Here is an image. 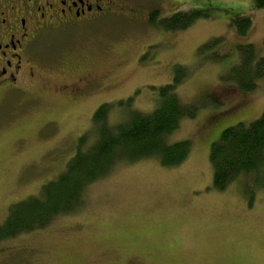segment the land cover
<instances>
[{"label": "rangeland", "instance_id": "1", "mask_svg": "<svg viewBox=\"0 0 264 264\" xmlns=\"http://www.w3.org/2000/svg\"><path fill=\"white\" fill-rule=\"evenodd\" d=\"M115 3L92 25L44 45L43 52L73 55L90 77L96 75L102 83L95 90L90 86L73 98L68 92L43 94L34 108L19 95L0 105V224L12 204L39 194L65 169L79 137L92 136L99 105L131 97L134 109L151 111L157 89L171 83L177 65L186 76L176 94L196 112L167 140H189L191 152L176 166L156 158L117 164L85 187L77 210L3 241L0 264H264V189L253 190L239 178L216 191L208 161L209 146L223 129L247 125L263 111L264 79L242 92L225 78L238 61L239 44L250 43L257 57L264 55V9L251 0ZM178 11L199 15L181 30L165 31L149 21L151 14L163 18ZM236 13L250 19L243 37L229 20ZM215 38L221 40L216 51H199ZM49 79L52 88L72 81ZM121 115L112 109L109 120L117 123Z\"/></svg>", "mask_w": 264, "mask_h": 264}, {"label": "trees", "instance_id": "2", "mask_svg": "<svg viewBox=\"0 0 264 264\" xmlns=\"http://www.w3.org/2000/svg\"><path fill=\"white\" fill-rule=\"evenodd\" d=\"M251 2L256 9H264V0ZM198 15L178 11L170 17L157 18L155 13L149 21L165 31L181 30L190 26ZM228 16L238 35L245 36L251 27L250 19L237 13ZM219 42L217 38L208 41L199 51L212 49L214 52ZM236 49L238 61L229 69L225 80L238 91L251 92L264 79V55L257 57L250 43H241ZM185 72L184 67L175 66L171 83L157 89L156 104L149 112L134 109L131 97L99 105L91 117L90 130L94 136L87 139L89 132H86L79 137L75 153L66 162L65 169L54 180L44 183L39 194L10 206L0 224V244L20 234L45 228L57 216L77 210L83 203L85 187L121 162L132 164L156 158L163 166L182 164L191 152L189 140L171 143L167 138L185 117H195L196 107L184 105L176 94ZM112 109L122 114L117 123L109 120ZM208 161L213 172L212 187L216 191L222 192L239 178L251 182L253 190L264 189V107L260 116L249 124L237 123L223 129L209 146ZM251 188L246 191L250 189L251 192Z\"/></svg>", "mask_w": 264, "mask_h": 264}, {"label": "flooded vegetation", "instance_id": "3", "mask_svg": "<svg viewBox=\"0 0 264 264\" xmlns=\"http://www.w3.org/2000/svg\"><path fill=\"white\" fill-rule=\"evenodd\" d=\"M115 5V0H0V105L19 95L21 103L37 104H30L34 108L43 94L68 92L73 98L92 91L90 86L95 90L102 83L96 75L90 77L73 55L43 52L44 45L92 25ZM51 75L72 81L52 88Z\"/></svg>", "mask_w": 264, "mask_h": 264}]
</instances>
